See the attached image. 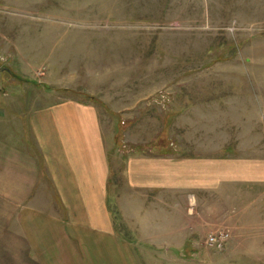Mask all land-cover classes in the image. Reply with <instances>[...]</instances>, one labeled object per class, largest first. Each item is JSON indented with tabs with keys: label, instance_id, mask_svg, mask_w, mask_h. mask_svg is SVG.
<instances>
[{
	"label": "rangeland",
	"instance_id": "1",
	"mask_svg": "<svg viewBox=\"0 0 264 264\" xmlns=\"http://www.w3.org/2000/svg\"><path fill=\"white\" fill-rule=\"evenodd\" d=\"M66 99L99 112L117 229L164 236L135 245L142 264H264V0H0V132ZM139 155L188 165L174 196L139 193L160 229L137 234L125 172ZM12 216L0 264H32ZM220 232L221 249L206 243Z\"/></svg>",
	"mask_w": 264,
	"mask_h": 264
},
{
	"label": "crops",
	"instance_id": "2",
	"mask_svg": "<svg viewBox=\"0 0 264 264\" xmlns=\"http://www.w3.org/2000/svg\"><path fill=\"white\" fill-rule=\"evenodd\" d=\"M25 124L23 132L18 127L11 135L0 132V212L13 214L14 237L27 247V260L142 264L135 245L164 243L157 233L131 237L117 229L109 202V143L94 101L66 99L34 106L26 112ZM126 163L127 223L138 232L151 221L158 230L159 218L145 215V204L139 207V193L147 196L150 190L158 196L167 191L174 196L186 173L183 164H188L144 155Z\"/></svg>",
	"mask_w": 264,
	"mask_h": 264
},
{
	"label": "built area",
	"instance_id": "3",
	"mask_svg": "<svg viewBox=\"0 0 264 264\" xmlns=\"http://www.w3.org/2000/svg\"><path fill=\"white\" fill-rule=\"evenodd\" d=\"M228 237V233L220 232L218 234H210L207 239L206 243L212 245L216 249H221Z\"/></svg>",
	"mask_w": 264,
	"mask_h": 264
},
{
	"label": "trees",
	"instance_id": "4",
	"mask_svg": "<svg viewBox=\"0 0 264 264\" xmlns=\"http://www.w3.org/2000/svg\"><path fill=\"white\" fill-rule=\"evenodd\" d=\"M90 99H91V97H90Z\"/></svg>",
	"mask_w": 264,
	"mask_h": 264
}]
</instances>
